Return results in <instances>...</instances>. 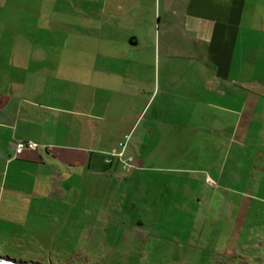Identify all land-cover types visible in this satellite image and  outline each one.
Returning a JSON list of instances; mask_svg holds the SVG:
<instances>
[{
  "label": "crops",
  "instance_id": "0c3cea01",
  "mask_svg": "<svg viewBox=\"0 0 264 264\" xmlns=\"http://www.w3.org/2000/svg\"><path fill=\"white\" fill-rule=\"evenodd\" d=\"M58 1L43 58L19 45L30 27L1 26L0 161L113 172L128 136L136 166L176 151L207 182L256 176L264 200V0ZM56 177L71 175L1 173L0 209Z\"/></svg>",
  "mask_w": 264,
  "mask_h": 264
},
{
  "label": "rangeland",
  "instance_id": "374dc122",
  "mask_svg": "<svg viewBox=\"0 0 264 264\" xmlns=\"http://www.w3.org/2000/svg\"><path fill=\"white\" fill-rule=\"evenodd\" d=\"M49 1L0 0V29L8 21L30 27L19 45L35 44L36 59L47 51L49 9L59 14V1ZM159 152L143 167L135 165V154L129 169L119 158L117 170L102 174L84 164L0 161V174L71 175L38 183L44 195L22 197L20 211L0 209V256L39 264H264V200L254 195L256 176L211 183L203 172L170 166L176 151Z\"/></svg>",
  "mask_w": 264,
  "mask_h": 264
},
{
  "label": "built area",
  "instance_id": "2783aa9c",
  "mask_svg": "<svg viewBox=\"0 0 264 264\" xmlns=\"http://www.w3.org/2000/svg\"><path fill=\"white\" fill-rule=\"evenodd\" d=\"M127 138L128 136L125 137V140L120 142L119 145L122 147V150L117 151L116 154L119 155L121 159H123L124 162L123 167L129 169L134 159L132 157L123 158V151H124L125 141ZM16 147H17V151H21L24 147L36 150L38 148V144L34 141H20L16 144Z\"/></svg>",
  "mask_w": 264,
  "mask_h": 264
},
{
  "label": "water",
  "instance_id": "95a60500",
  "mask_svg": "<svg viewBox=\"0 0 264 264\" xmlns=\"http://www.w3.org/2000/svg\"><path fill=\"white\" fill-rule=\"evenodd\" d=\"M0 264H39L32 261H23L10 258L8 256H0Z\"/></svg>",
  "mask_w": 264,
  "mask_h": 264
}]
</instances>
